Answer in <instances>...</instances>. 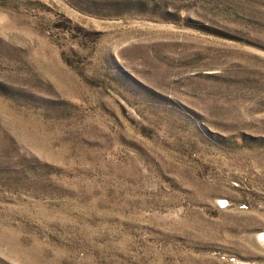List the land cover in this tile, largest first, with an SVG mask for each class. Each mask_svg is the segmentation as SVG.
<instances>
[{
  "label": "rangeland",
  "instance_id": "1",
  "mask_svg": "<svg viewBox=\"0 0 264 264\" xmlns=\"http://www.w3.org/2000/svg\"><path fill=\"white\" fill-rule=\"evenodd\" d=\"M0 264H264V0H0Z\"/></svg>",
  "mask_w": 264,
  "mask_h": 264
}]
</instances>
